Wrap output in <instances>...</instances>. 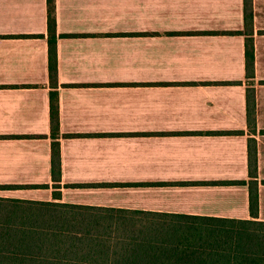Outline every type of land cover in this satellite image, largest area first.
Masks as SVG:
<instances>
[{
    "label": "crops",
    "instance_id": "0c3cea01",
    "mask_svg": "<svg viewBox=\"0 0 264 264\" xmlns=\"http://www.w3.org/2000/svg\"><path fill=\"white\" fill-rule=\"evenodd\" d=\"M55 5L58 182L48 0H0V185L24 187L0 197L122 210L126 220L264 222V0H253L252 78L244 0ZM251 140L258 216L250 210Z\"/></svg>",
    "mask_w": 264,
    "mask_h": 264
},
{
    "label": "trees",
    "instance_id": "16d2710c",
    "mask_svg": "<svg viewBox=\"0 0 264 264\" xmlns=\"http://www.w3.org/2000/svg\"><path fill=\"white\" fill-rule=\"evenodd\" d=\"M247 74L255 66L253 0H244ZM55 0H48L52 175L61 178ZM248 121L256 128L254 90ZM250 210L258 216L256 141L249 144ZM245 184V182H224ZM24 188L2 186L0 191ZM32 188V187H30ZM122 210L0 197V264H264V222L126 220Z\"/></svg>",
    "mask_w": 264,
    "mask_h": 264
}]
</instances>
